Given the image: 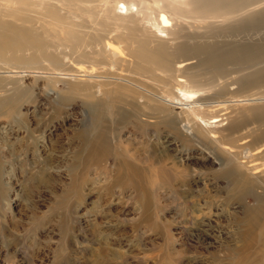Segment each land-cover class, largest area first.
Instances as JSON below:
<instances>
[{"label":"rangeland","instance_id":"rangeland-1","mask_svg":"<svg viewBox=\"0 0 264 264\" xmlns=\"http://www.w3.org/2000/svg\"><path fill=\"white\" fill-rule=\"evenodd\" d=\"M140 1L146 11L161 6ZM242 1L233 2L236 14L189 15L182 35L223 56L244 55L249 65L223 70L235 79L230 89L264 97V0ZM27 75L26 120L0 118V264H264V166L234 177L205 138L186 147L173 139L165 145L176 159L168 160L158 143L170 134L164 124L117 116L101 120L108 150L88 162L93 112L74 94L79 83ZM241 118L249 126L236 136L256 125L252 115Z\"/></svg>","mask_w":264,"mask_h":264},{"label":"bare ground","instance_id":"bare-ground-1","mask_svg":"<svg viewBox=\"0 0 264 264\" xmlns=\"http://www.w3.org/2000/svg\"><path fill=\"white\" fill-rule=\"evenodd\" d=\"M159 2L156 10L146 11L139 7L140 0H0V118L15 115L18 121L26 120L27 74L50 82L66 77L80 84L74 94L83 96L93 112L95 141L85 146L86 161H95L91 157L108 150L101 120L117 116L116 120L134 118L146 126L164 124L170 134L163 136L162 144L158 142L163 158L175 161L173 149L165 145L173 139L186 147L190 138L198 142L205 138L236 169L234 177L242 171L257 175L264 166V144L259 146L264 141V97L249 95L243 85L232 91L235 79L223 71L233 61L248 64L247 58L206 50L194 37L182 35L189 15L208 20L217 14H236L238 4L234 6L235 0ZM155 12L158 18H149ZM221 75L228 77L224 84L219 83L225 78ZM218 88L226 92L219 93ZM248 114L256 118L255 127L236 136L248 128L241 118ZM122 168L125 176L132 175L130 164L123 161Z\"/></svg>","mask_w":264,"mask_h":264}]
</instances>
